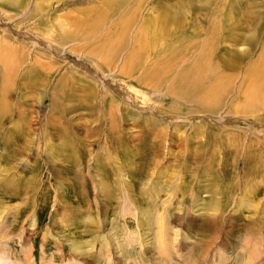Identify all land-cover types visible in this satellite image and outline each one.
<instances>
[{"label":"rangeland","instance_id":"1","mask_svg":"<svg viewBox=\"0 0 264 264\" xmlns=\"http://www.w3.org/2000/svg\"><path fill=\"white\" fill-rule=\"evenodd\" d=\"M190 1L185 18L201 33L216 27L204 50L203 78L218 90L210 106L171 92L175 74L199 59L176 34L156 36L154 48L146 32L145 64L156 62L149 73L141 68L148 81L135 82L136 69L119 71L147 13L158 18L155 6L172 5L187 12ZM108 3L114 13L100 23L98 8ZM88 6L97 10L78 16V30L94 17L86 44L103 47L97 67L85 49L64 44L60 32L71 29L54 24L67 21L64 9ZM113 27L127 36L110 51ZM205 38L195 36L199 45ZM167 61L175 63L163 69ZM262 70L264 0H0L1 262L264 264ZM69 74L93 81L91 99L73 94ZM203 87L211 85L195 86Z\"/></svg>","mask_w":264,"mask_h":264},{"label":"bare ground","instance_id":"2","mask_svg":"<svg viewBox=\"0 0 264 264\" xmlns=\"http://www.w3.org/2000/svg\"><path fill=\"white\" fill-rule=\"evenodd\" d=\"M191 2V1H190ZM113 5V3H112ZM189 8L187 9V12H184V9H179L177 10L175 8V6H170V8H167L166 10L157 7L155 6L154 9H156L155 11H158L159 10V14H160V17L158 18H154L152 17L150 14H148L147 12V15L149 17H146L147 19V22L146 24L142 25V31L139 32V37H137V42L134 41L136 44V48L132 51V53L129 55V58H130V61H139V57L141 56V52L145 51L148 49L149 46L152 45L151 43V38L149 39L150 41H148L147 39V35H146V32H148L149 35L151 36H154L153 39L155 40L154 41V48L157 47L158 43L156 41V36L157 37H162L164 40H172L175 38L176 41H178L180 44H182L183 42V47H186V46H191L189 49L193 52V50L195 51L196 49V55L199 56V59L197 57V60H196V63H194L191 67V72L190 73H184V74H175V77L173 79V81L176 79V81L174 82H179L177 83V85H173L170 86V89H172L171 92H173L172 94H174L175 96L177 97H182L183 95H185L186 93L183 92V91H188L189 94L192 93V96H193V100H194V103H197V106L200 107L201 104H200V101H205L206 105L207 106H210L211 105V101L213 100V96H214V93L218 90H216L215 88H213V84L212 82H209L207 83L205 81V79L203 77L206 76V74L208 72H210V69L207 68L206 66H209L207 64V61L210 59L209 58V55L208 53H206L204 50L207 49V46H209V43L211 42L212 43V40H214V38L212 37L214 34H216V27H215V24L214 22L212 21V23H210V25L206 28V30H204L203 33H201L198 29V27H196V23L195 21L192 19L190 20V18H185L186 17V14L188 12H192V2L191 4H189ZM127 7V6H125ZM124 7V8H125ZM153 8V7H152ZM153 9V10H154ZM158 9V10H157ZM162 9V10H161ZM196 12V11H195ZM186 13V14H185ZM140 15V13H139ZM186 20L188 21V25L186 24ZM144 21V20H143ZM126 25V24H125ZM127 26V25H126ZM120 30H118L119 32ZM173 34H176L173 38ZM179 34V35H177ZM199 34H206V40L204 41L203 40V43L199 45V43H197L198 41L195 39V36H199ZM144 35V37H143ZM187 35V36H186ZM217 36V35H216ZM141 37V38H140ZM149 38V37H148ZM110 40V39H109ZM196 40V41H195ZM172 43V42H171ZM151 44V45H150ZM213 44V43H212ZM206 47V48H205ZM117 48V47H116ZM115 48V49H116ZM202 49V52L199 51V49ZM198 49V50H197ZM156 50H159L156 49ZM157 53H159V51H157ZM160 54V53H159ZM193 54V53H191ZM149 55V54H148ZM156 56V53L155 55ZM175 62H170V61H167V62H164L163 63V69L166 67V66H170L171 64V67H172V64H174ZM194 66L195 67V71L197 72V75H193L194 73ZM261 71V70H260ZM122 72H123V69H122ZM143 74V73H142ZM209 74V73H208ZM262 74L264 75L263 73V70L262 72L260 73V77H263ZM143 76L142 80L143 81H148L149 78H150V75H147V74H143L141 75ZM251 76V75H250ZM257 76H259V74H257ZM190 77H193L191 78L190 80H192L190 83H189V86H190V89L188 88V86H186L185 88L182 86V85H185V81L186 83L188 82V79ZM253 77V76H251ZM259 77V78H260ZM95 78V77H94ZM207 78V77H206ZM254 78V77H253ZM151 80V79H150ZM256 80V79H255ZM228 81V80H227ZM151 82V81H150ZM156 82V81H155ZM200 82H205L206 84H209L211 85V88L208 87V91H207V88H202L201 90H196L195 86L200 83ZM153 85V84H152ZM202 85V84H201ZM157 86V85H156ZM177 88H176V87ZM153 87V86H152ZM159 87V86H158ZM183 88V89H181ZM174 90V91H173ZM202 91V92H201ZM201 92V93H200ZM187 93V94H188ZM213 93V94H211ZM201 96V97H200ZM112 99V98H111ZM121 102V101H120ZM213 102V101H212ZM115 103V102H113ZM103 104V103H102ZM204 104H202V106H206ZM207 108V107H206ZM112 106L111 108H109V111H107V114H114L113 110H112ZM201 109V108H200ZM101 110V108H100ZM115 110H117L115 108ZM208 110V109H207ZM103 112L105 110H102ZM252 111V110H250ZM117 113V112H116ZM115 113V114H116ZM196 114H200L199 112H195ZM202 113H206L205 112V109ZM208 114V113H207ZM118 115V114H116ZM110 117V116H109ZM113 118V117H112ZM111 119V118H110ZM169 125V124H168ZM203 126V125H202ZM188 131V130H187ZM189 132V131H188ZM192 137V136H191ZM2 245V244H1ZM5 253L1 248H0V264H3L1 261L4 259V256H5Z\"/></svg>","mask_w":264,"mask_h":264},{"label":"crops","instance_id":"3","mask_svg":"<svg viewBox=\"0 0 264 264\" xmlns=\"http://www.w3.org/2000/svg\"><path fill=\"white\" fill-rule=\"evenodd\" d=\"M43 3H44V1L42 2V4ZM41 5H39V6H41ZM115 6H117V5H115ZM112 7H113L112 3H108V4H105V6L102 5L101 9L98 8L97 16H98V18H101L100 23L105 21L106 16L112 15L114 13ZM95 10H97L95 7H89V6L85 7V8L81 7L80 9L77 8V7H70V8L68 7L66 9H64V14L62 15V16H66V18H68L67 21H65V22L64 21H59V22L56 21V22H54V24L57 25V27H60V28H64V26H68V28L71 29V31H67V32L66 31H61L60 32L61 33V38L64 37V41H65L64 44L68 45L67 43H69V44L75 43L76 45H74V46H76V49L71 48L75 52H76V50H79V49H85V52L82 53L83 54L82 56L86 57L87 59L90 58V60H88V64L97 67L98 63H102L103 62V60L100 58L101 54L99 53L100 49H102L103 47L101 46V43H99L98 45H96L94 43L95 44L94 47L93 46H89V45L86 44L87 42H89V40L91 38L94 37L93 34L95 33L94 31L96 30V22H95V19H93L94 17L91 18L90 21H82V25L85 28L81 32L78 30V27L80 26L78 24L79 23L78 22V16H83V15L84 16L85 15L86 16H90L91 13L94 14ZM74 14H76V15H74ZM54 17L57 18V16H54ZM84 18L85 19L86 18L89 19V17H84ZM116 24H118V21H117ZM113 28L110 31L112 36L110 35V33H107L108 37H106V39H107L106 43H108L109 46L112 45V46H110V51L114 47H117L115 50L120 49L125 44V40H126V36H127V29L123 30L121 32H118V29L115 31V28L114 29ZM71 32H73V35H71ZM68 33H70V34H68ZM109 37L112 40L111 42L109 41ZM67 39L74 40V42H70V41L66 42V41H68ZM132 41H135V38ZM80 42L81 43L83 42L82 45H79ZM52 44L56 45V47H59V45H57L54 41H53ZM64 44H62V45H64ZM133 45H134V43L132 42L131 46L133 47ZM149 50H150V46L148 47L146 52L145 51L141 52V56L139 57V61H137V64L133 63L134 67H133V65H131L130 58H129V52H128V54L123 58V61H122V64H121L122 66H121V68L119 70L120 73H122L124 75H126V74L129 75L132 72V70L135 71V69H136V71L138 70V77H137L138 80H136V79H134V80H136L135 82H139L140 83V81H139L140 78L139 77L142 74L141 68L145 67L144 69H146L148 71V73H149L150 72L149 71L150 68L156 65V62H152V61H151L152 64H149L151 62L145 64V62L147 61L146 58H147V54H149L148 53ZM105 54H106V52H105ZM74 55L77 56V57L79 56L77 54H74ZM103 57H105V56H103ZM149 59H150V57L148 58V60ZM106 64H109V63L107 62ZM140 65H141V67L138 68ZM5 66L7 67L8 65L6 64ZM122 69H123V72H122ZM106 75H109V74L107 73ZM102 76H104V75H102ZM59 78H64V75H61ZM69 78L70 79H68V80H70V82H72V84H74V86H71V91L73 92V94L74 93L75 94H80L79 95L80 97L82 96V97H85L86 99H88V98L91 99L92 94L95 91V89L93 88V84H92L93 81L90 78L86 77V79H84L82 76L80 77L78 75H72V74H69ZM60 80H63V79H60ZM139 83H137V84L140 87L144 88ZM155 86H153V87H155ZM56 87L59 88L60 86L57 85ZM162 88H164V87H162ZM149 89H150V86H149ZM161 90H164V89H161ZM94 95H95V93H94ZM160 95H162V93ZM155 96L157 97V92H156ZM157 98H159V97H157ZM55 109H60V107L59 108L56 107Z\"/></svg>","mask_w":264,"mask_h":264}]
</instances>
